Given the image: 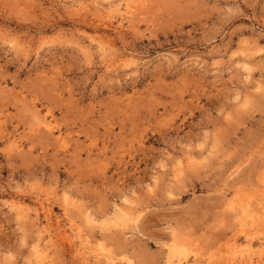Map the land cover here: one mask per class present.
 Instances as JSON below:
<instances>
[{
  "label": "rangeland",
  "instance_id": "obj_1",
  "mask_svg": "<svg viewBox=\"0 0 264 264\" xmlns=\"http://www.w3.org/2000/svg\"><path fill=\"white\" fill-rule=\"evenodd\" d=\"M180 262L264 264V0H0V264Z\"/></svg>",
  "mask_w": 264,
  "mask_h": 264
},
{
  "label": "bare ground",
  "instance_id": "obj_2",
  "mask_svg": "<svg viewBox=\"0 0 264 264\" xmlns=\"http://www.w3.org/2000/svg\"><path fill=\"white\" fill-rule=\"evenodd\" d=\"M129 5H127V7H128ZM128 10V9H127ZM134 12V11H133ZM135 13V12H134ZM133 14V13H132ZM117 205V204H116ZM123 206V205H122ZM44 208V207H43ZM121 208V207H120ZM128 208V207H127ZM123 209H125V208H123ZM134 209V208H133ZM137 209V208H136ZM115 210V209H114ZM135 210V209H134ZM125 211H126V209H125ZM136 212V211H135ZM140 212V211H139ZM129 214V213H128ZM127 214V215H128ZM133 213L131 212V215H132ZM133 216H135L134 214H133ZM122 217H123V214H122ZM97 219V218H96ZM134 219V217L132 218V220ZM135 219H137V218H135ZM134 219V220H135ZM71 220V219H70ZM94 221V220H93ZM98 222V221H97ZM137 224V223H136ZM81 232V231H80ZM35 253L37 254V257L39 258V261L41 262V263H43V261H44V259H45V256H44V249L43 248H40L38 245H37V247L35 248ZM105 257H107L106 255H105ZM111 258V257H110ZM179 264H184V263H182V262H180Z\"/></svg>",
  "mask_w": 264,
  "mask_h": 264
}]
</instances>
